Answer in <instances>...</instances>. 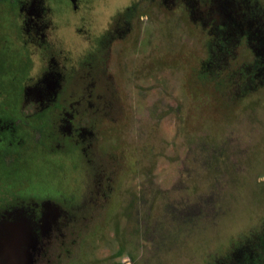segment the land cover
I'll return each mask as SVG.
<instances>
[{"label":"rangeland","instance_id":"374dc122","mask_svg":"<svg viewBox=\"0 0 264 264\" xmlns=\"http://www.w3.org/2000/svg\"><path fill=\"white\" fill-rule=\"evenodd\" d=\"M76 2L98 19L128 0H49L66 38L75 37ZM14 14L12 2L0 5L10 40ZM165 14L143 15L152 50L144 42L125 73L115 70L121 106L93 123L105 171L91 175L85 159V205L71 206L64 234L52 235L57 222L40 237L35 260L12 248L17 235H0L7 264H250L252 252L264 263V79L241 76L256 62L246 44L209 68V33L185 13L181 23ZM66 169L57 184L77 190L82 168Z\"/></svg>","mask_w":264,"mask_h":264},{"label":"flooded vegetation","instance_id":"af4514ba","mask_svg":"<svg viewBox=\"0 0 264 264\" xmlns=\"http://www.w3.org/2000/svg\"><path fill=\"white\" fill-rule=\"evenodd\" d=\"M4 2L13 3L17 24L14 39L0 33V235H17L20 243L12 248L32 260L40 237L57 229V222L52 235L64 234L74 215L71 206L85 205V159L91 175L105 171L94 151L93 123L119 111L115 70L126 72L127 54L140 52L144 42L151 49L152 37H143V15L153 22L166 13L181 23L185 13L214 41L209 68L246 44L256 62L247 68L252 73L241 76L264 79V0H128L102 10L98 19L88 5L76 2L71 38L58 32L49 0H0V5ZM76 164L82 180L77 190L66 191L58 176L65 173L68 181L66 167ZM2 243L0 252L7 251ZM246 250L234 261L243 260ZM255 256L250 254V264H264ZM0 264H7L6 256L0 255Z\"/></svg>","mask_w":264,"mask_h":264},{"label":"trees","instance_id":"16d2710c","mask_svg":"<svg viewBox=\"0 0 264 264\" xmlns=\"http://www.w3.org/2000/svg\"><path fill=\"white\" fill-rule=\"evenodd\" d=\"M70 2H71V0H70ZM262 245L264 244V241H262V243H261Z\"/></svg>","mask_w":264,"mask_h":264}]
</instances>
